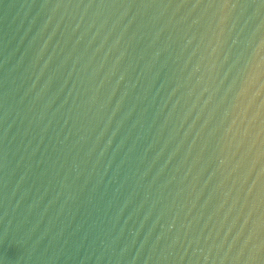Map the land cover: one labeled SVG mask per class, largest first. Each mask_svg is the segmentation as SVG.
Returning <instances> with one entry per match:
<instances>
[{
    "label": "water",
    "instance_id": "water-1",
    "mask_svg": "<svg viewBox=\"0 0 264 264\" xmlns=\"http://www.w3.org/2000/svg\"><path fill=\"white\" fill-rule=\"evenodd\" d=\"M0 264H264V0H0Z\"/></svg>",
    "mask_w": 264,
    "mask_h": 264
}]
</instances>
